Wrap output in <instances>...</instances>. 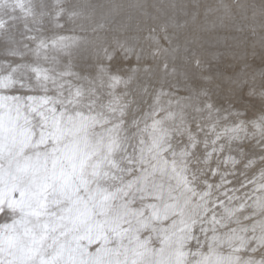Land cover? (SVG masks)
Masks as SVG:
<instances>
[{
  "label": "rangeland",
  "instance_id": "obj_1",
  "mask_svg": "<svg viewBox=\"0 0 264 264\" xmlns=\"http://www.w3.org/2000/svg\"><path fill=\"white\" fill-rule=\"evenodd\" d=\"M239 2L241 7L237 8V0H31L33 14L25 16L17 10L14 21L0 10V18L9 21L6 35H0V77L10 74L12 79L18 78L13 79L14 87L0 89V96L39 100L48 95L55 99L68 97L79 88L85 115L89 97L96 112L108 113L109 107L116 108L115 116L122 114L124 120L120 132L123 150L118 154L124 158L122 167L129 159L139 160L144 147L140 140L150 143L144 129L147 126L151 131L154 120H164L167 140L177 154L189 144L191 132L197 146L188 148L195 152L188 175L191 178L195 172L196 191H207L212 185L210 202H216L217 214L224 207L238 208L243 203L244 216L231 226H255L258 235L264 224L257 203L264 198V143L253 121L259 115L260 94L264 92V0ZM193 35L203 60L195 74L185 70L186 58L177 59L178 54L183 56ZM163 62L169 64L167 72ZM33 67L43 69L40 76L47 75L48 79L41 80ZM12 69L15 71L10 72ZM148 155L146 151L145 167ZM166 158L172 159L171 151ZM134 167L139 170L140 165ZM122 175L127 182L129 173ZM153 183L164 185L163 203L169 199V185L175 186L174 179L156 172L149 177L148 187L141 185L142 193H133L130 207L143 209L145 217L151 214V204L162 203L156 198L157 191L150 189ZM9 195L19 199L18 192ZM175 195L178 191L172 192ZM170 202L174 201L170 199L167 204ZM18 216L0 213V229ZM152 225L168 229L169 234L173 229L171 219L152 221ZM181 227L176 228L177 234ZM194 227L195 239L187 242L186 250L194 252L199 246L203 251L212 240V225L199 221ZM220 233H225L222 225L217 226L216 234ZM139 234L150 249L159 248L160 237L151 227L141 228ZM105 235L107 240L95 236L91 243L88 239L89 243L86 239L79 241L84 256L88 254L83 256L85 260L105 248L112 250L107 258L115 259L117 241ZM123 244L127 246L128 240Z\"/></svg>",
  "mask_w": 264,
  "mask_h": 264
},
{
  "label": "snow or ice",
  "instance_id": "obj_2",
  "mask_svg": "<svg viewBox=\"0 0 264 264\" xmlns=\"http://www.w3.org/2000/svg\"><path fill=\"white\" fill-rule=\"evenodd\" d=\"M236 7H241L239 0ZM0 10L14 21L17 10L32 15L33 5L31 0H0ZM8 28L9 21L0 18V35H6ZM182 58H186V71L195 74L202 67L195 35L183 56L178 54L177 59ZM168 68L169 64L163 62L165 72ZM42 79L47 80V75ZM14 85L11 75L0 78V89ZM260 95L261 108L253 124L264 143V92ZM82 97L79 89L55 99L0 96V213L13 217L19 213L18 220L13 218L11 225L0 229V264H264V224L258 235L255 227L250 235L246 227H232V222L244 216L245 205L225 207L218 216L216 202H210L212 185L200 192L193 186L196 174L193 172L189 178L188 164L195 152L188 148H195L197 141L191 132L189 144L177 154L167 140L162 120H154L151 131L147 126L144 129L150 143L140 140L145 147L140 149L139 160L129 159L122 167L124 158L118 156L124 143L120 135L122 114L116 117L117 109L112 107L108 113L96 112L89 97L85 115ZM145 151L149 154L148 167L144 166ZM170 151L172 159L168 160L166 153ZM137 163L139 170L134 167ZM126 171L127 182L122 175ZM156 172L175 180L168 192L174 203H163V185L153 183L156 198L162 203L151 204V215L145 217L143 209H132L130 205L135 199L133 193H142L141 185L147 187L149 177ZM173 191L179 195L173 197ZM17 192L18 200L9 195ZM259 206L264 215V200ZM169 219L171 234L168 229L152 225V221ZM198 221L211 223L212 240L203 251L199 246L195 252L185 251L187 242L195 239L192 229ZM179 225L183 227L177 234ZM218 225L224 227V235H216ZM149 227L160 237L159 248L150 249L148 241L141 240V228ZM200 230L204 231L203 227ZM93 233L105 240L107 233L117 241L115 259L83 258L79 241L91 242ZM124 239L128 240L127 246Z\"/></svg>",
  "mask_w": 264,
  "mask_h": 264
},
{
  "label": "bare ground",
  "instance_id": "obj_3",
  "mask_svg": "<svg viewBox=\"0 0 264 264\" xmlns=\"http://www.w3.org/2000/svg\"><path fill=\"white\" fill-rule=\"evenodd\" d=\"M70 41H71V40H70ZM12 67H13V66H12ZM33 68H34V67H33ZM34 69L36 70V73H40V74H41V72H42V74H43V71H42L43 69H41V68H39V67H38V68H34ZM10 72H12V71H10ZM13 74H14V73H12V75H13ZM9 75H10V74H9ZM6 76H7V74H6ZM13 76L16 77L15 74H14ZM11 77H12V76H11ZM40 77H41V76H40ZM0 78H1V77H0ZM16 78H17V77H16ZM16 78H13V79H16ZM17 79H18V78H17ZM40 79L42 80V77H41ZM16 81H17V80H16ZM39 81H40V80H39ZM18 83H19V82H18ZM62 84H63V83H62ZM66 84H67V83H66ZM76 87H77V86H76ZM73 89H74V88H73ZM78 89H79V88H78ZM7 90H8V89H7ZM76 90H77V89H75L72 93H74ZM0 91H1V90H0ZM1 93H2V92H1ZM1 93H0V95H1ZM41 95H42V94H41ZM41 95H39V96H41ZM45 95H46V94H45ZM6 96H7V95H6ZM34 96H35V95H34ZM47 96H48V95H47ZM10 97H11V96H10ZM34 98H35V97H34ZM41 98H43V97H41ZM52 98H54V97H52ZM177 101H178V100H177ZM84 103H85V102H84ZM84 103H83V105H84ZM175 104H176V103H175ZM49 106H50V105H49ZM52 106H53V105H52ZM121 107H122V106H121ZM81 108H82V107H81ZM115 109H116V108H115ZM123 109H124V108H123ZM170 112H171V111H170ZM174 113H175V112H174ZM174 113H173V114H174ZM173 116H174V118H175V115H173ZM181 119H182V116H181ZM136 120H137V119H136ZM161 120H162V119H161ZM173 121H174V120H173ZM163 122H164V120H163ZM236 128H237V127H236ZM231 129H232V128H231ZM237 129H238V128H237ZM232 130H233V129H232ZM234 130H235V129H234ZM236 131H237V130H236ZM122 132H123V131H122ZM226 132L228 133V131H226ZM234 132H235V131H234ZM235 133H236V132H235ZM238 134H239V133H238ZM231 135L233 136V133H232ZM235 135H236V134H235ZM229 136H230V135H229ZM232 136H231V137H232ZM129 137H130V136H129ZM131 137H132V136H131ZM227 137H228V136H227ZM231 137H230V138H231ZM225 138H226V137H225ZM228 138H229V137H228ZM230 138H229V139H230ZM232 138H233V137H232ZM232 138H231V139H232ZM239 138H240V137H239ZM231 139H230V140H231ZM236 139H237V137H236ZM126 140H127V139H126ZM214 140H215V139H214ZM230 140H229V141H230ZM208 141H209V140H208ZM128 142H129V141H126L125 144L127 145ZM149 142H150V141H149ZM202 143H203V142H202ZM143 146H144V145H143ZM144 147H145V146H144ZM124 148H125V147H124ZM122 150H123V149H122ZM209 150H210V149H209ZM145 152H146V151H145ZM225 157H226V156H225ZM166 177H167V176H166ZM155 178H156V177H155ZM164 179H165V178H164ZM162 180H163V179H162ZM162 180H161V181H162ZM155 182H156V181H155ZM157 183H158V182H157ZM161 183H162V182H161ZM175 183H176V182H175ZM154 184H155V183H154ZM158 184H159V183H158ZM160 185H162V184H160ZM166 185H167V184H166ZM166 185H165V186H166ZM142 186H143V185H142ZM158 186H159V185H158ZM163 186H164V185H163ZM259 186H260V185H259ZM147 187H148V186H147ZM151 187H152V186H150V189H151ZM262 187H264V186H262ZM260 188H261V187H260ZM164 189H165V188H164ZM166 189H167V188H166ZM152 190H153V189H152ZM205 190H206V189H205ZM149 191H150V190H149ZM166 191H167V190H166ZM152 192H153V191H152ZM155 192H156V191H154V193H155ZM163 192H164V191H163ZM149 193H150V192H149ZM164 193H165V192H164ZM10 194H11V193H10ZM143 194H144V193H143ZM167 194H168V193H167ZM260 194H261V193H260ZM262 194H263V193H262ZM12 195H14V194H12ZM12 195H11V196H12ZM144 195H146V194H144ZM156 195H157V194H156ZM173 195H174V194H173ZM14 196H15V195H14ZM16 196H17V195H16ZM151 196H152V194H151ZM167 196H168V195H167ZM167 196H166V197H167ZM175 196H177V195H175ZM214 196H215V195H214ZM214 196H212V198H213ZM261 196H263V195H261ZM259 197H260V196H259ZM13 198H14V197H13ZM15 198H16V197H15ZM167 198H168V197H167ZM260 198H261V197H260ZM17 199H18V197H17ZM163 199H165V198H163ZM197 199H198V197H197ZM258 199H259V198H258ZM261 199H262V198H261ZM158 200H159V199H158ZM168 200H170V199H168ZM168 200H167V201H168ZM255 200H256V199H255ZM255 200H254V201H255ZM262 200H264V198H263ZM167 201H165V202L167 203ZM210 201H211V199H210ZM260 201H261V200H260ZM260 201L258 200L257 203H259ZM160 202H161V201H160ZM163 202H164V201H163ZM255 202H256V201H255ZM173 203H174V202H173ZM252 203H254V202H252ZM257 203H256V204H257ZM155 204H158V202L155 203ZM168 204H169V203H168ZM170 204H171V202H170ZM194 205H195V204H194ZM220 205H221V204H220ZM251 205H252V204H251ZM258 205H259V204H258ZM194 207H195V206H194ZM250 207H251V206H250ZM253 207L256 208L255 205H254ZM259 207H260V206H259ZM224 208H225V207H224ZM227 208H228V207H227ZM230 208H231V207H230ZM257 208H258V207H257ZM251 209H252V208H251ZM149 210H150V209H149ZM253 210H254V209H253ZM150 211H151V210H150ZM256 211H257V209H256ZM256 211H255V212H256ZM260 212H261V211H260ZM257 213H258V212H257ZM257 213H256V214H257ZM249 214H250V213H249ZM249 214H248V215H249ZM254 214H255V213H254ZM150 215H151V214H150ZM218 215H219V214H218ZM251 215H253V214H251ZM257 215H258V214H257ZM254 216H255V215H254ZM18 217H19V216H18ZM255 217H256V216H255ZM16 218H17V217H16ZM256 218H258V217H256ZM17 219H18V218H17ZM258 219H259V218H258ZM258 219H257V220H258ZM177 220H178V219H177ZM259 220H260V219H259ZM262 221H264V220H262ZM156 222H157V221H156ZM198 222H199V221H198ZM203 223H204V222H203ZM205 223H206V222H205ZM259 223H260V222H259ZM263 223H264V222H263ZM198 224H199V223H198ZM252 224H253V223H252ZM252 224H250V226H251ZM261 224H262V222H261ZM168 225H169V224H168ZM199 225H200V224H199ZM253 225H254V224H253ZM258 225H259V224H258ZM2 226H4V225H2ZM180 226H182V225H180ZM200 226H201V225H200ZM204 227H206V225H205ZM208 227H209V226H208ZM216 227H217V226H216ZM254 227H255V226H254ZM194 228H195V227H194ZM198 228H200V227H198ZM239 228H240V226H239ZM246 228H247V227H246ZM249 228H250V227H249ZM249 228H248V229H249ZM252 228H253V227H252ZM255 228H258V227H255ZM163 229H164V228H163ZM169 229H170V228H169ZM200 229H201V228H200ZM200 229H199V230H200ZM206 229H207V227H206ZM209 229H210V228H209ZM250 230H251V229H249V231H250ZM257 230H258V229H257ZM259 230H260V228H259ZM204 231H205V230H204ZM210 231H211V230H210ZM206 232H207V231H206ZM202 233H203V231H202ZM152 234H153V233H152ZM170 234H171V233H170ZM211 234H212V232H211ZM211 234H210V235H211ZM220 234H221V233H220ZM223 234H224V233H222L221 235H223ZM247 234H248V233H247ZM93 235H94V237L96 236L95 233H93ZM154 235H155V233H154ZM198 235H199V234H198ZM198 235H197V236H198ZM200 235H201V234H200ZM212 235H213V234H212ZM216 235H217V234H216ZM197 236H196V238H197ZM218 236H220V235H218ZM97 237H98V236H97ZM210 237H212V236H210ZM210 237H209V238H210ZM70 238H71V237H69V239H70ZM102 238H103V237H102ZM203 239H205V238H203ZM207 239H208V238H207ZM114 240H115V239H114ZM191 240H192V239H191ZM193 240H194V239H193ZM210 240H211V239H210ZM86 241L88 242L87 239H86ZM86 241H84V242H86ZM115 241H116V240H115ZM80 242H81V241H80ZM189 242H190V241H189ZM194 242H195V241H194ZM198 242H199V241H198ZM203 242H204V241H203ZM205 242H206V241H205ZM88 243H89V242H88ZM90 243H91V242H90ZM209 243H210V242H209ZM113 247L115 248V246H113ZM187 247H188V246H187ZM81 248H82V247H81ZM84 248H85V247H84ZM103 249H104V248H103ZM103 249H102V250H103ZM189 250H190V249H189ZM193 250H194V249H193ZM87 251H88V250H87ZM111 251H112V250H111ZM111 251H110V248H105V250L102 251V252H101V250H100L101 253H99V254H97V255H96V254L94 255V254L91 253L93 256L91 255V257H89V259L92 258V257H95V256H99L100 258H102V259H104V260H108V259H110V258H107V257L110 256V255H108V254H109ZM185 251H187L186 248H185ZM84 252H85V251H83V253H84ZM194 252H195V251H194ZM87 253H88V252H87ZM87 253H85V254H87ZM112 254H113V253H112ZM114 254H115V251H114ZM85 256L87 257L88 254L85 255ZM85 256H84V257H85ZM89 256H90V254H89ZM115 258H116V257H115ZM111 259H113V258H111Z\"/></svg>",
  "mask_w": 264,
  "mask_h": 264
}]
</instances>
